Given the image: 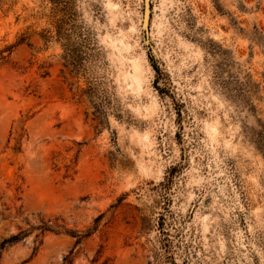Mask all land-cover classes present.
I'll return each mask as SVG.
<instances>
[{
	"label": "rangeland",
	"instance_id": "374dc122",
	"mask_svg": "<svg viewBox=\"0 0 264 264\" xmlns=\"http://www.w3.org/2000/svg\"><path fill=\"white\" fill-rule=\"evenodd\" d=\"M74 7L0 0V264H264V0Z\"/></svg>",
	"mask_w": 264,
	"mask_h": 264
},
{
	"label": "trees",
	"instance_id": "16d2710c",
	"mask_svg": "<svg viewBox=\"0 0 264 264\" xmlns=\"http://www.w3.org/2000/svg\"><path fill=\"white\" fill-rule=\"evenodd\" d=\"M54 5V11L59 15L57 23V35L58 38L64 41L65 57L70 61V64L74 69L80 71L82 69V49L75 47V43L72 40V33L70 27L71 21L74 20L75 7L74 0H50ZM157 68V67H156ZM43 231L53 230V226L48 223H43L40 226ZM26 232L22 231L19 234L12 235L9 238L4 239L0 243V255L1 251L9 245L19 242L25 238Z\"/></svg>",
	"mask_w": 264,
	"mask_h": 264
},
{
	"label": "water",
	"instance_id": "95a60500",
	"mask_svg": "<svg viewBox=\"0 0 264 264\" xmlns=\"http://www.w3.org/2000/svg\"><path fill=\"white\" fill-rule=\"evenodd\" d=\"M150 19H151V0H145L144 18L142 23L143 32H144V41L149 48L154 49L149 39Z\"/></svg>",
	"mask_w": 264,
	"mask_h": 264
},
{
	"label": "bare ground",
	"instance_id": "6f19581e",
	"mask_svg": "<svg viewBox=\"0 0 264 264\" xmlns=\"http://www.w3.org/2000/svg\"><path fill=\"white\" fill-rule=\"evenodd\" d=\"M143 18H144V15H143Z\"/></svg>",
	"mask_w": 264,
	"mask_h": 264
}]
</instances>
